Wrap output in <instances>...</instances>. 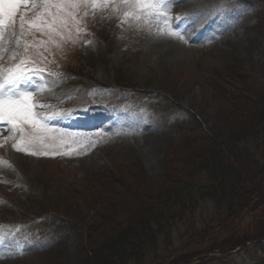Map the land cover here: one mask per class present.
I'll list each match as a JSON object with an SVG mask.
<instances>
[{
	"label": "rangeland",
	"instance_id": "1",
	"mask_svg": "<svg viewBox=\"0 0 264 264\" xmlns=\"http://www.w3.org/2000/svg\"><path fill=\"white\" fill-rule=\"evenodd\" d=\"M118 3L81 6L75 11L79 23L69 20V27L51 40L26 26L24 71L31 79L22 87L32 91L34 101L50 106L35 109L56 130L49 133L58 138L50 151L69 154L18 152L13 144L20 133L0 122V264H264V241L212 253L264 238V185L259 182L264 169V0H174L167 26L164 17L125 20L126 9H117ZM168 26L183 39L168 35ZM5 48L0 69L19 63V56L9 59L12 51L24 53L23 43L17 47L7 35ZM133 107L139 112L127 110ZM192 114L230 142L240 130L251 163L241 157L237 165L230 154L223 162L244 176L233 186L227 171L220 178L228 187L224 196L246 208L231 213L228 202L209 197L182 215L172 216L168 208L158 216L163 232L155 246L128 252L126 244L118 263L104 247L117 234L129 238L132 224L143 223L136 208H163L152 190L167 184L172 172H192V148L215 147L213 140H197L202 135L192 125ZM183 133L194 140L185 141ZM61 135L67 141L63 145ZM207 155L196 156L197 161ZM196 176L193 172L192 183ZM149 186L141 205L137 201L133 207L127 198L136 209L134 222L132 216L123 219L125 224L104 216L116 200L111 193L126 190L128 195ZM95 208L103 216L94 215ZM73 224L86 228L94 255L70 229Z\"/></svg>",
	"mask_w": 264,
	"mask_h": 264
},
{
	"label": "snow or ice",
	"instance_id": "2",
	"mask_svg": "<svg viewBox=\"0 0 264 264\" xmlns=\"http://www.w3.org/2000/svg\"><path fill=\"white\" fill-rule=\"evenodd\" d=\"M115 0H0V59L6 51L5 37L8 42L14 40L17 47L23 43L24 53L12 51L10 60H16L19 56V63L7 69H0V122L6 121L13 132H19L20 136L13 144L18 152L32 156L67 155V152L50 151L57 142V137L49 133L56 131L50 128L42 113L35 111L36 108L50 107L40 104L33 99L32 91L22 87L26 80L24 71L28 63L26 57L28 43L22 40L26 26L52 37L69 27V20L75 24L79 23L75 11L83 7H108ZM123 6L126 10L123 13L125 20L131 17L136 21L144 19L151 21L153 17L159 19L164 17V23L168 25V11L171 7V0H119L115 7ZM24 8L25 11L21 12ZM32 16L29 17L28 13ZM19 15V18L17 19ZM87 15V13H85ZM17 24L19 33L17 32ZM167 34L183 39V35L170 26L167 27ZM43 91V86L40 88ZM67 143L63 135L59 137V144ZM91 146H94L91 145Z\"/></svg>",
	"mask_w": 264,
	"mask_h": 264
},
{
	"label": "trees",
	"instance_id": "3",
	"mask_svg": "<svg viewBox=\"0 0 264 264\" xmlns=\"http://www.w3.org/2000/svg\"><path fill=\"white\" fill-rule=\"evenodd\" d=\"M192 121H193L192 125L195 124L198 130V133L202 135V137L200 136L201 138L197 140H202L203 143L205 144L206 143L210 144L211 140H213L215 141V147L213 148L209 147V149H205L208 152H206L204 149H201V148H192L193 156L190 159H193V160L192 161L190 160L192 163L191 162L189 163V168L190 166L192 167V172H189V174L186 171L185 173H181V174L175 172L178 174L177 176H175V173L172 172L169 177L170 180L167 182V184H164L163 186H161V188H158V191L154 189L152 190V192H155V191L158 192L159 196L157 198L161 201V204H163V208L159 209V206H157L155 207L154 210H152V207H150L151 210H149L148 212L146 211V207L140 206L139 209L136 208L138 211V215L140 216L142 214L144 216L143 223H140L138 225L132 224L131 233H130V230L127 233L128 235H130L129 238L126 235L124 237L123 234H117V237L115 236L116 237L115 240L110 241L111 243L107 244L108 245L107 247H104L114 256L113 258H115V260L118 263L123 260V256H124L123 254L125 251L124 249H125L126 244H129V246L127 247L128 252L134 251V250L136 251L145 250L146 251L148 246L149 247L155 246L157 239H158V234L160 232H163L162 225L158 223L159 221L158 216L160 214H163V212L166 211V209L168 208L170 212H173L172 216L182 215L186 213L187 211H194L198 207L199 202L205 197L215 199L216 201L219 200L223 203L228 202L231 213H234L238 210L246 208V207L240 208L239 205H234L235 203H237V200H234V199L229 200L227 196L226 197L224 196L228 194L227 193L228 187L227 185H223L221 183V178H220V173L227 171L226 172L227 180L230 181L228 183L233 186L234 183L236 184V182H238L244 176L243 174H239V170H240L239 168H237L236 170H233L231 169L232 168L231 163H227L228 161L225 163L223 162L224 159H227L226 156L229 157L230 154H235V157H236L235 162L237 161V165H239V163L242 161L241 157L244 161H247V164L251 163V151L245 147L241 139L242 135H239L240 130L238 129V132L232 133L230 135L231 136L230 138H232V141L230 142L228 138H225L224 136L219 134L216 129L205 130L201 124L202 120L200 121L199 118L196 117L195 114L192 117ZM240 122L241 121L238 119L236 124ZM224 134L226 135V133ZM234 135H237V137L233 138ZM182 138H184L185 141L186 139L188 141L189 139L194 140V136L192 135L185 134ZM225 148L229 152H227ZM236 150L240 153V155L241 154L242 155L239 156ZM198 155L199 156L207 155L206 157L207 159L205 161H203V159L197 161L196 156ZM185 161L186 159L182 161V163L184 164L186 168L188 167V164L187 163L185 164ZM212 161L215 164L209 163ZM212 164L218 170H220L219 173L216 172ZM193 172H195L197 175L196 181H194V183L190 181V177ZM259 174H260L259 182L261 185H264V169H261ZM205 177H207V181L203 184ZM214 182L215 184H213ZM218 182H220L221 184L217 185ZM192 184H195V186L191 190H189ZM127 189H130V188H127ZM222 190L225 191L224 194H221L223 192ZM145 191H147L150 194L151 193L150 186L146 188H142V189L138 188L134 192L129 193L128 195L126 193V190H120V191L111 193V195H113V198L116 197V200L115 201L107 200V202L106 200L104 201L106 202V204H108L110 201L113 202V203L112 202L109 203L110 205H108L107 211H104V216L110 217V214H111L112 216L117 217V220H120L122 224H125L123 219L129 220L128 216L130 217L132 216L133 222H134L135 220L134 217L136 215V212H135L136 209H133L132 205L133 207H135L137 201L139 202L137 206L142 204V199H140V197L142 196L143 193H146ZM201 191L209 192V195H202ZM129 197L133 201L132 205L129 202H127V198ZM173 205H174V208H173ZM175 209H178V211H174ZM102 212L103 211L101 208L94 209V215H98L101 217L103 216L101 214ZM120 215H122L121 219H119ZM123 216L125 217L123 218ZM74 231H75V235L77 236L79 235L81 241H83V245L86 248L85 250L87 252L90 251L92 253L91 255H94L92 251L93 249L91 246V242H90V236L87 233L86 228L79 227L77 229L74 226ZM113 238H114V235H113ZM131 238H142V240L141 241L138 240L136 243H134V241ZM147 241H149V243H146ZM104 264H109V263L105 262Z\"/></svg>",
	"mask_w": 264,
	"mask_h": 264
}]
</instances>
